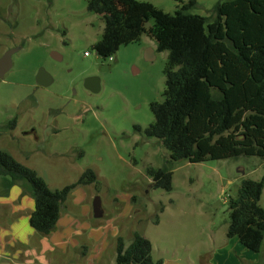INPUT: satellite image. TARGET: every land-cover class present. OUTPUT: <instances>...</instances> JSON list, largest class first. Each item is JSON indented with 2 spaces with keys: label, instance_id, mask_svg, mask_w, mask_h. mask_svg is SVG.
Segmentation results:
<instances>
[{
  "label": "rangeland",
  "instance_id": "rangeland-1",
  "mask_svg": "<svg viewBox=\"0 0 264 264\" xmlns=\"http://www.w3.org/2000/svg\"><path fill=\"white\" fill-rule=\"evenodd\" d=\"M88 1L0 0V57L20 48L0 80V151L35 170L51 190L76 183L89 169L97 175L96 184L71 191L48 235L30 226V193L13 188L11 199L22 213L13 216L6 206L0 218L8 262L115 264L118 240L128 247L140 232L152 244L153 260L162 264H264V241L255 253L227 237L231 198L244 180L264 178V159L172 161L162 142L145 133L154 122L151 104L164 100L168 52L157 51L156 42L143 35L121 46L112 60L100 57L94 46L105 23L88 10ZM138 1L170 14L189 2ZM196 1L189 12L211 17L220 0ZM153 25L149 19L146 28ZM40 69L53 77L51 86L37 87ZM90 77L100 80L99 92L86 89ZM32 128L37 138L24 135ZM164 167L172 172L171 191L156 188L148 173ZM2 181L0 176V206ZM96 197L104 212L100 219L93 212ZM15 221L20 241L10 242L4 226Z\"/></svg>",
  "mask_w": 264,
  "mask_h": 264
},
{
  "label": "trees",
  "instance_id": "trees-1",
  "mask_svg": "<svg viewBox=\"0 0 264 264\" xmlns=\"http://www.w3.org/2000/svg\"><path fill=\"white\" fill-rule=\"evenodd\" d=\"M182 3V0H175ZM196 0L165 13L138 0H89L88 10L104 19L102 39L94 49L102 58L147 35L157 51L168 52L164 100L151 104L154 122L145 130L160 140L172 161L264 159V0H220L211 17L191 14ZM149 19L154 25L146 28ZM154 186L173 188L167 168L149 169ZM3 187L19 186L35 202L30 226L48 235L77 186L97 183L92 170L62 189L51 190L39 174L0 151ZM264 178L244 180L230 201L228 238H237L260 253L264 241ZM151 242L140 232L125 247L118 240L115 264H162L152 256Z\"/></svg>",
  "mask_w": 264,
  "mask_h": 264
},
{
  "label": "water",
  "instance_id": "water-1",
  "mask_svg": "<svg viewBox=\"0 0 264 264\" xmlns=\"http://www.w3.org/2000/svg\"><path fill=\"white\" fill-rule=\"evenodd\" d=\"M20 50L19 47H15L12 49H9L1 58H0V80L4 78L6 73H8L12 67H13V62H12V56L16 54ZM52 58L55 60H61V56H59L57 53H52L51 54ZM145 58L148 61H151L154 59L153 56V51L148 50L146 52ZM53 77L45 71V69H40L36 76V83L38 86L47 88L53 84ZM85 87L86 89L96 93L100 91V80L96 77H90L85 80ZM93 212H94V217L96 219L103 218L104 212L102 209V203H101V198L96 197L93 201Z\"/></svg>",
  "mask_w": 264,
  "mask_h": 264
},
{
  "label": "crops",
  "instance_id": "crops-1",
  "mask_svg": "<svg viewBox=\"0 0 264 264\" xmlns=\"http://www.w3.org/2000/svg\"><path fill=\"white\" fill-rule=\"evenodd\" d=\"M15 187L16 186H14L13 188H15ZM13 188H11L9 191L8 190H6L5 192L2 191V193H3L2 195L4 197V200H2L1 202L5 203V205L4 206H0V218L3 217V219H4V213H5L6 208H7L6 206H10L11 207V214L13 216L14 215H18L19 213H22V210L20 208L21 206L20 207H18V206L15 207L16 201H13V199H11V193H12L11 190ZM22 195H24V194L17 193L18 198H21ZM11 214H9L10 218H11ZM31 214H30V216H31ZM60 218H61V215H60ZM16 224H17V222L15 221L14 224H10L9 226H7L5 224V226H4V231L6 232L5 236L6 237H10V240H11L10 242H12V241L13 242L14 241H20L19 240L20 238L15 236V234H14V228L16 227ZM6 250H7V244L6 245L5 244L4 245L0 244V264H13L12 262H8L11 257L8 256V254H7L8 252Z\"/></svg>",
  "mask_w": 264,
  "mask_h": 264
},
{
  "label": "flooded vegetation",
  "instance_id": "flooded-vegetation-1",
  "mask_svg": "<svg viewBox=\"0 0 264 264\" xmlns=\"http://www.w3.org/2000/svg\"><path fill=\"white\" fill-rule=\"evenodd\" d=\"M6 52H7V51H6ZM4 54H5V53H4ZM2 56H3V55H2ZM2 56H1V57H2ZM1 57H0V58H1ZM37 87H41V86H38V85H37ZM42 88H44V87H42ZM13 129H15V128H13ZM23 133H24V135H34V136L37 138L36 131H35V129H33V128L30 129V131L28 130L27 132H23ZM29 133H30V134H29Z\"/></svg>",
  "mask_w": 264,
  "mask_h": 264
},
{
  "label": "built area",
  "instance_id": "built-area-1",
  "mask_svg": "<svg viewBox=\"0 0 264 264\" xmlns=\"http://www.w3.org/2000/svg\"><path fill=\"white\" fill-rule=\"evenodd\" d=\"M85 55L87 56V55H88V53H86ZM112 59H113V58L111 57V60H112Z\"/></svg>",
  "mask_w": 264,
  "mask_h": 264
}]
</instances>
